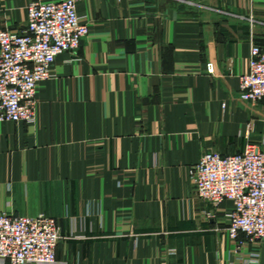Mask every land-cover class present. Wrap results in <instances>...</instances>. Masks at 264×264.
Wrapping results in <instances>:
<instances>
[{"label": "crops", "instance_id": "crops-1", "mask_svg": "<svg viewBox=\"0 0 264 264\" xmlns=\"http://www.w3.org/2000/svg\"><path fill=\"white\" fill-rule=\"evenodd\" d=\"M32 1L57 0H0V30ZM75 1L88 34L55 57L34 121H0V213L54 218V264H264V239H231L232 203L189 176L203 153L264 146V101L237 95L264 0Z\"/></svg>", "mask_w": 264, "mask_h": 264}, {"label": "built area", "instance_id": "built-area-1", "mask_svg": "<svg viewBox=\"0 0 264 264\" xmlns=\"http://www.w3.org/2000/svg\"><path fill=\"white\" fill-rule=\"evenodd\" d=\"M88 34L75 0L32 1L25 27L0 30V121L33 122L38 85L51 76L57 55L73 52ZM214 74L212 62L205 64ZM238 99L264 101V51L250 46L248 68L238 76ZM196 197L217 207L232 203L228 235L243 233L250 241L264 239V146L246 143L240 153H203L190 167ZM62 238L56 220L0 213V262L2 264H54Z\"/></svg>", "mask_w": 264, "mask_h": 264}, {"label": "rangeland", "instance_id": "rangeland-1", "mask_svg": "<svg viewBox=\"0 0 264 264\" xmlns=\"http://www.w3.org/2000/svg\"><path fill=\"white\" fill-rule=\"evenodd\" d=\"M243 148H244V146H243Z\"/></svg>", "mask_w": 264, "mask_h": 264}]
</instances>
